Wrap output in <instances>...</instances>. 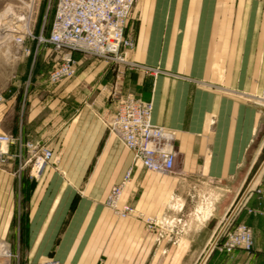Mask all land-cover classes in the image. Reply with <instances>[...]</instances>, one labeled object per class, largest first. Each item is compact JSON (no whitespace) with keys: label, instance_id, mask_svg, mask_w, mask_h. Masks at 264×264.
I'll use <instances>...</instances> for the list:
<instances>
[{"label":"crops","instance_id":"crops-1","mask_svg":"<svg viewBox=\"0 0 264 264\" xmlns=\"http://www.w3.org/2000/svg\"><path fill=\"white\" fill-rule=\"evenodd\" d=\"M124 35L129 59L161 71L118 75L73 52L75 74L50 83L40 43L36 70L3 92L0 130L52 151L38 180L13 157L0 170L12 264H264V107L242 96L264 88V0H135ZM118 92L151 100V123L173 130V173L147 170L107 132ZM123 181L120 203L142 218L105 205ZM226 219L252 229L250 251L211 247Z\"/></svg>","mask_w":264,"mask_h":264},{"label":"built area","instance_id":"built-area-1","mask_svg":"<svg viewBox=\"0 0 264 264\" xmlns=\"http://www.w3.org/2000/svg\"><path fill=\"white\" fill-rule=\"evenodd\" d=\"M135 0H55L53 17L47 35L31 36L37 43L51 47L53 67L48 73V81L57 83L71 77L76 71L73 52L112 61L118 75L125 70L141 69L155 75L158 68L140 64L128 58V50L133 42L125 37L124 28ZM248 101L264 107V88L259 94H242ZM116 108L109 117H104L107 132L120 140L133 153L147 170L157 173H170L175 168L174 132L152 124L150 121L152 102L142 100L132 94L116 93ZM2 96L0 94V102ZM16 138L7 132H0V166L10 156L8 146ZM27 157L18 164L16 173L28 166V176L38 180L50 162L52 151L38 142H25ZM130 171L126 175L128 178ZM125 181L112 186L105 200L118 217L133 215L139 218L134 207L120 203ZM149 227L156 225L153 216H146ZM252 229L243 223H230L226 219L218 228L211 247L219 252L231 253L240 248L250 251L253 248ZM14 254L5 241L0 244V264H11ZM26 264H60L56 259H46Z\"/></svg>","mask_w":264,"mask_h":264},{"label":"rangeland","instance_id":"rangeland-1","mask_svg":"<svg viewBox=\"0 0 264 264\" xmlns=\"http://www.w3.org/2000/svg\"><path fill=\"white\" fill-rule=\"evenodd\" d=\"M54 5L55 0H0V94L2 98L3 92L11 86V83L16 78L27 76L29 72L32 74L36 70L38 51L41 45L31 36H39L40 34L44 36L48 34L53 17ZM23 23H26V28H24ZM31 40L36 41V44H29ZM132 70L142 71L141 69ZM169 130L173 132L172 129ZM0 132L6 131L0 130ZM7 133L12 134L11 132ZM12 135L16 138L14 144L23 146L26 152L24 156H22L20 150L9 154H19V156L10 157L16 158L21 162L27 157V149L24 144L25 142L31 141L22 142L20 138L14 134ZM3 167L0 166V170ZM23 169H26L28 174V166ZM173 171L170 173H173ZM121 199L122 194L120 202ZM200 205L202 206L204 204ZM127 217H133V215L120 218ZM199 217H201V214H198ZM204 217L199 219H203ZM3 241L0 240V244Z\"/></svg>","mask_w":264,"mask_h":264},{"label":"bare ground","instance_id":"bare-ground-1","mask_svg":"<svg viewBox=\"0 0 264 264\" xmlns=\"http://www.w3.org/2000/svg\"><path fill=\"white\" fill-rule=\"evenodd\" d=\"M23 24H24V28H26V25H25L26 23H23ZM19 37H20V35H19Z\"/></svg>","mask_w":264,"mask_h":264}]
</instances>
